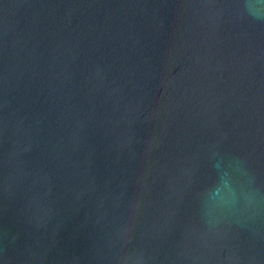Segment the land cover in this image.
I'll list each match as a JSON object with an SVG mask.
<instances>
[{
    "label": "water",
    "instance_id": "95a60500",
    "mask_svg": "<svg viewBox=\"0 0 264 264\" xmlns=\"http://www.w3.org/2000/svg\"><path fill=\"white\" fill-rule=\"evenodd\" d=\"M0 264H264V0H0Z\"/></svg>",
    "mask_w": 264,
    "mask_h": 264
}]
</instances>
